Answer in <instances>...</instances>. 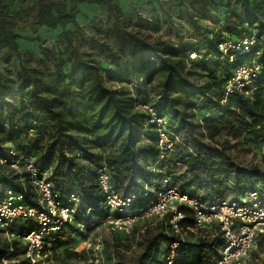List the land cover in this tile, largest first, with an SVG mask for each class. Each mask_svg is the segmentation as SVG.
<instances>
[{"label": "trees", "instance_id": "obj_1", "mask_svg": "<svg viewBox=\"0 0 264 264\" xmlns=\"http://www.w3.org/2000/svg\"><path fill=\"white\" fill-rule=\"evenodd\" d=\"M197 1L200 9L187 14V28L178 31L173 44L139 29L124 28L126 14L114 0H33L17 9L11 7L15 0H0V52L20 58L19 41L25 39L24 34H32L26 38L29 41H40L38 33L44 28L60 29L69 46L71 31L66 27L78 25L77 15L84 4L105 9L113 20L118 43L117 48L101 45L108 54V69L72 49L68 71L60 63L44 71L22 60L13 75L0 71V156L9 157L11 149L25 153L40 169L49 171L54 190L79 196L80 213L90 209L86 218L76 217L74 223L46 239L52 255L62 249L66 256L80 257L81 253L65 247L64 238H87L90 226L105 216L99 209L97 183L103 162L110 167L112 182L123 196L144 193L148 188L140 206L155 200L163 178L206 204L223 198L224 179H231V200L264 182V167L235 162L213 141L224 128L233 136L248 133L254 141L264 142V91L250 96L232 93L221 103L223 85L236 63L229 62L217 47L222 32L241 36L251 27L264 53V0H212L213 9L207 7L206 0ZM192 52L198 56L190 58ZM104 73L121 86L107 85ZM190 75H199L201 80L191 81ZM132 82L135 92L129 87ZM136 101L150 102L167 116L180 140L162 159L155 133L145 127L146 116L136 110ZM96 147L103 151L97 152ZM20 180L26 190L24 201L35 204L36 194L24 169H8L2 178L15 190L22 187ZM179 209L184 214L180 232L170 227L167 216L157 219L158 230L143 240L134 264H168L171 242L179 245L170 264H202L217 253L222 240L203 237L202 231L194 230L192 210L183 204ZM28 229L25 224L18 227L21 233ZM260 238L264 240V235ZM258 244L264 245V241ZM23 251L22 242L7 241L0 235V264L4 260L23 264Z\"/></svg>", "mask_w": 264, "mask_h": 264}, {"label": "built area", "instance_id": "obj_2", "mask_svg": "<svg viewBox=\"0 0 264 264\" xmlns=\"http://www.w3.org/2000/svg\"><path fill=\"white\" fill-rule=\"evenodd\" d=\"M222 33L218 50L236 65L223 85L221 103H225L232 93L250 96L257 90L264 91V53L258 48L255 29L247 27L241 36H233L225 31ZM197 56L195 52L189 54L190 58ZM120 86V83L113 85L114 88ZM134 86L132 82L129 87L134 90ZM135 108L145 114V127L153 129L155 133L159 158L174 151L180 140L171 128L169 118L160 114L150 102L136 101ZM8 169H24L28 173L29 183L36 194L35 204L24 201L26 190L21 180L19 190L2 182ZM49 176V171L40 169L25 153L11 149L9 157L0 156V235L7 241L23 243V264H52L46 239L52 233L61 231L66 224L74 223L76 217L86 218L90 212L87 209L80 213L79 196L75 193L60 194L53 189ZM97 183L101 195L99 209L106 214L92 224L102 227V231L82 240L87 264H109L103 255V234L129 235L140 222L165 216L170 227L180 232V221L184 217L179 209L181 204L192 210L194 230L203 232L217 229L213 235L203 237L217 236L222 240L217 253L202 264H246L257 238L264 234V182L243 193L237 200L221 198L213 204H206L180 192L171 185L169 178H163L155 200L144 206H140L139 201L147 195L148 188L144 193L123 196L116 190L110 167L104 162L98 167ZM21 224L29 226L27 232L18 230ZM178 245V242L170 243L171 252L166 257L168 264Z\"/></svg>", "mask_w": 264, "mask_h": 264}, {"label": "rangeland", "instance_id": "obj_3", "mask_svg": "<svg viewBox=\"0 0 264 264\" xmlns=\"http://www.w3.org/2000/svg\"><path fill=\"white\" fill-rule=\"evenodd\" d=\"M33 0H15L11 4L12 8H25ZM126 18L122 21L124 28L128 30L139 29L143 34L148 33L152 38L166 40L167 43H175L179 38V33L185 30L188 24L187 14L195 13L200 9L197 0H183L185 4H178L176 0H114ZM194 1V2H193ZM226 1V0H225ZM207 7L213 9L215 3L206 0ZM189 11V12H188ZM187 12V13H186ZM78 25H67L71 31V44L64 37L60 36L61 30L41 29L38 33L42 39L40 41H29L26 38L31 36L30 32L24 34L25 39L19 41L21 57L2 50L0 52V71H10L11 75L18 70L20 61L25 64L37 67L46 71L52 70L54 63H60L65 71H68L71 64V51L77 50L80 54L91 57L98 61L103 68H109L108 54L103 51L102 44L107 43L113 48H117L118 43L113 33V20L104 8L95 5H81L77 15ZM182 29V30H181ZM157 30V31H156ZM179 31V33H178ZM3 72V73H4ZM191 81H200L199 75H190ZM103 80L107 85H114L110 81L107 73H104ZM135 92V89L133 90ZM13 98V97H12ZM219 148H221L235 162L245 165H260L264 167V142L253 140V136L242 133L233 136L229 130L222 128L218 135L213 138ZM97 152L103 148H97ZM231 179H224L222 187L225 189L223 198H229L228 188L231 186ZM173 183V182H172ZM174 185V184H173ZM157 219L140 222L136 230L129 235L118 238L116 234H103V255L109 264H134L138 255L143 249V240L150 233L158 230ZM92 230L87 232L88 237L92 233L101 232L102 227L98 225L90 226ZM200 232V231H199ZM183 235L188 236L182 231ZM202 236L209 235L213 231L200 232ZM199 234V233H196ZM264 235V234H262ZM190 237V236H189ZM65 247H71L79 256H66L62 249L52 255V264H87L85 252L82 250V240L70 237L64 238ZM257 238L255 247L250 253L246 264H264V245H259ZM119 243V244H118ZM52 254V253H51ZM109 257V259H108ZM6 260L3 264H7Z\"/></svg>", "mask_w": 264, "mask_h": 264}]
</instances>
